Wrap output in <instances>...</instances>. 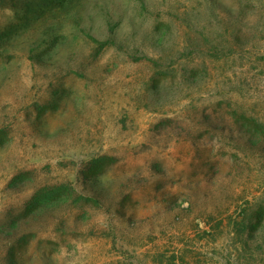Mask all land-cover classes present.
<instances>
[{
	"label": "rangeland",
	"instance_id": "1",
	"mask_svg": "<svg viewBox=\"0 0 264 264\" xmlns=\"http://www.w3.org/2000/svg\"><path fill=\"white\" fill-rule=\"evenodd\" d=\"M16 4L0 264H264V0Z\"/></svg>",
	"mask_w": 264,
	"mask_h": 264
},
{
	"label": "trees",
	"instance_id": "2",
	"mask_svg": "<svg viewBox=\"0 0 264 264\" xmlns=\"http://www.w3.org/2000/svg\"><path fill=\"white\" fill-rule=\"evenodd\" d=\"M26 6L27 7H31V0H26ZM0 5H3L5 7H10V8H17V4H16V0H0ZM247 142L249 143L248 145H250L252 147L253 150L256 151H260L261 154H264V148H259L260 144H262V142H264V140H255L252 137H249V139L247 140ZM68 187V186H66ZM60 189V188H59ZM59 189L57 188H43L41 189V191L39 190L36 194L35 197L29 202V204L26 207V212L25 214H33L36 213L37 210L41 209L43 206V204H53L52 201H56L57 202H66V198H64L65 192L63 194L60 195V193H62L61 191H59ZM66 193H68V197H71L73 195V191L71 190V188H66L65 189ZM15 227H16V223H14ZM15 264V262H13Z\"/></svg>",
	"mask_w": 264,
	"mask_h": 264
}]
</instances>
